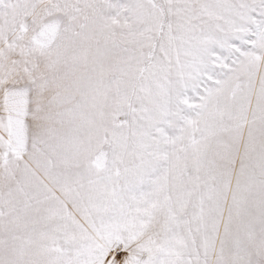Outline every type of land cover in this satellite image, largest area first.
I'll list each match as a JSON object with an SVG mask.
<instances>
[{"label":"snow or ice","instance_id":"obj_1","mask_svg":"<svg viewBox=\"0 0 264 264\" xmlns=\"http://www.w3.org/2000/svg\"><path fill=\"white\" fill-rule=\"evenodd\" d=\"M0 264H264V0H0Z\"/></svg>","mask_w":264,"mask_h":264}]
</instances>
